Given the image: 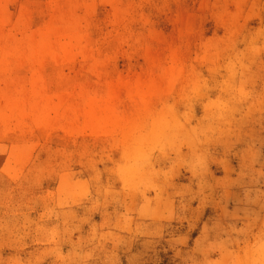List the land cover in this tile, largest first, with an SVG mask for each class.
<instances>
[{"label":"rangeland","instance_id":"374dc122","mask_svg":"<svg viewBox=\"0 0 264 264\" xmlns=\"http://www.w3.org/2000/svg\"><path fill=\"white\" fill-rule=\"evenodd\" d=\"M0 264H264V0H0Z\"/></svg>","mask_w":264,"mask_h":264}]
</instances>
